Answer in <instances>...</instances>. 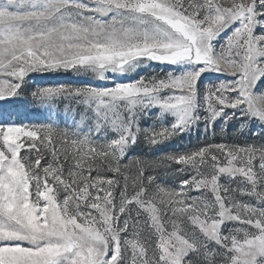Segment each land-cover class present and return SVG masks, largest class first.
<instances>
[{"label": "snow or ice", "instance_id": "snow-or-ice-1", "mask_svg": "<svg viewBox=\"0 0 264 264\" xmlns=\"http://www.w3.org/2000/svg\"><path fill=\"white\" fill-rule=\"evenodd\" d=\"M149 63L189 67L114 79ZM57 71L107 83L31 93L71 129L0 105V264H264V0H0V101ZM218 120L242 142L127 155Z\"/></svg>", "mask_w": 264, "mask_h": 264}, {"label": "rangeland", "instance_id": "rangeland-1", "mask_svg": "<svg viewBox=\"0 0 264 264\" xmlns=\"http://www.w3.org/2000/svg\"><path fill=\"white\" fill-rule=\"evenodd\" d=\"M223 39L222 36L216 41L219 44ZM188 65L183 66H173L169 64H152L149 63L146 66H138L130 73L122 77H114V79L119 80H129L136 79L139 76L151 75L153 72L163 73L168 71L181 72L187 69ZM111 75V74H110ZM225 79L216 73L206 72L201 77V81L204 84H212L217 80ZM105 81L94 80L90 75L87 74H74L72 72H49V73H31L26 78V82L23 86V100L22 103L24 106L19 108H14L13 102L5 104V102L0 101V105H4L9 108L10 111L18 112V117L13 116V122H23V123H50L58 128L71 129L76 125V119L78 118V113L73 112L68 106L69 102L62 98L55 99L52 103L42 104L35 103L31 96V93L37 87L44 86H56V85H72L80 86L83 84H95L96 86H106ZM20 99V98H17ZM159 112V109H152V113L156 114ZM174 119L171 115H163L158 121L153 119H144L141 121L143 127L147 128L154 124H168ZM86 125L82 126L83 128ZM240 125L236 121H231L227 125L224 124L222 120H218L214 125L213 129L216 132V136H213V131H205L203 124H198L189 131H186L174 139L168 140L163 144H160L155 147H149L142 140L136 145H133L128 151V157L140 156L148 158H156L161 156L164 153H171L177 151H185L189 148H194L201 142L205 140H215V142H221V129H224L225 138H229L228 142H242L245 138V132L238 129ZM255 126H250L247 130L248 133L255 131ZM113 133L109 132L108 136H112ZM127 159V157H126ZM161 178L163 182L168 185H175L178 183V177L169 173L164 175L161 172Z\"/></svg>", "mask_w": 264, "mask_h": 264}]
</instances>
